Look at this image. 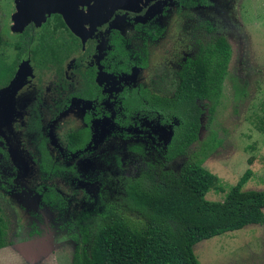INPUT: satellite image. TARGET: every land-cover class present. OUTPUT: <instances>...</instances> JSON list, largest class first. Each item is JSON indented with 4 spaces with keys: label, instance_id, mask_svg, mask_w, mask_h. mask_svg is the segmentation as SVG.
I'll use <instances>...</instances> for the list:
<instances>
[{
    "label": "rangeland",
    "instance_id": "1",
    "mask_svg": "<svg viewBox=\"0 0 264 264\" xmlns=\"http://www.w3.org/2000/svg\"><path fill=\"white\" fill-rule=\"evenodd\" d=\"M44 2L50 0H42L41 6L27 0L25 7L22 0H0L2 39L12 42L30 22L42 28L53 7H44ZM93 6L101 12L100 19L89 24L83 41H93L94 51L88 61L98 67L114 27L132 49L142 45V33L135 22L154 20L163 27V35L149 43L146 67H132L128 75L116 73L99 80L107 90L101 101L76 99L54 121L45 122L52 154L62 164L74 165L78 172L67 171L48 183L64 195L63 207L61 201L54 205L45 202L49 189L41 186L33 169L36 158L32 157L40 155L37 146L23 143L21 132L14 128L15 123L11 126L5 114L20 86L29 80L25 70L28 56L10 85L0 91V219L7 240L0 249V264H71L77 244L69 229L72 216L88 211L82 224L91 234L100 218L96 207L101 212L104 202H120L126 207L120 196L125 192L117 179L119 170H113L118 158L124 174L137 176L149 165L155 171H178L194 151L216 135L220 144L204 162V167L215 174L206 198L223 199L248 168L253 175L243 189L264 190V135L255 129L258 116H264V0H202L193 7L178 0H94L91 10ZM37 8L38 13L34 12ZM25 9L34 11L29 14ZM63 15L69 18L67 13ZM218 36H223L230 48L220 94L215 101L197 102L203 110L201 128L190 154L167 161L166 147L177 119L164 124L157 113L139 109L127 116L118 92L143 86L159 96H171L185 59L212 45ZM4 50L8 62H13L16 49L4 45ZM66 67L68 77L79 83V75L72 71L74 59ZM30 98L31 92L21 97L20 111H26ZM87 114H91L88 146L73 152L67 144L68 134L87 124ZM134 144L143 154L130 148ZM249 157H253L252 163ZM105 172L114 175L108 184L103 182ZM194 251L200 264H264V226L250 225L204 239L195 244Z\"/></svg>",
    "mask_w": 264,
    "mask_h": 264
},
{
    "label": "trees",
    "instance_id": "2",
    "mask_svg": "<svg viewBox=\"0 0 264 264\" xmlns=\"http://www.w3.org/2000/svg\"><path fill=\"white\" fill-rule=\"evenodd\" d=\"M187 7H193L202 0H178ZM142 45L139 49L128 46V39L116 29L108 36L110 48L101 60L104 68L110 71L130 72L133 66L144 68L148 65V45L162 37L164 29L157 22H138ZM0 29V91L14 79L22 58L30 53L35 74L40 81L45 73L60 70L67 59L84 49L83 56L91 51L90 45L84 47L79 36L68 26L58 13L51 17L41 30L33 25L17 35L12 41L2 39ZM5 46L16 49V58L9 63ZM230 48L223 36L214 38L212 45L200 48L194 57L186 58L178 72L176 87L171 96H159L143 86L121 91V102L127 116L135 110H146L161 116V122L172 124L170 142L166 147L165 158L172 161L190 154L191 147L199 141L202 108L198 101H215L220 94L221 84L227 71ZM83 84L70 95L94 98L100 94V86L94 81V67L81 70ZM64 101L54 118L67 107ZM212 112V109L210 110ZM90 114L87 125L69 132L67 144L71 151L77 152L88 146L91 137ZM128 120V119H126ZM129 121V120H128ZM23 143L32 142L39 149L40 157L35 159L42 175V184L49 189V198L44 200L51 205L61 201L66 204L63 194L56 192L53 178L72 171L78 174L74 165L62 164L51 153L44 131V115L39 102L29 106L24 123H19ZM255 129L264 135V116H258ZM204 145L194 151L178 171L149 169L139 175L122 173V160L117 159L113 170L118 169L117 179L121 182L124 194L122 203L104 202L99 220L91 229L82 224L85 211L72 216L69 223L71 235L77 240L71 264H200L194 251L198 242L228 231H237L246 226H264V190H245L244 184L251 179L253 171L248 168L236 184L221 200H209L206 194L215 174L204 167V162L220 144L216 135L209 137ZM140 152L138 144L130 146ZM249 163L253 157H249ZM104 184L113 181V174L105 172ZM101 194V193H100ZM129 210L126 213L125 210ZM7 244L6 232L0 219V249Z\"/></svg>",
    "mask_w": 264,
    "mask_h": 264
},
{
    "label": "flooded vegetation",
    "instance_id": "3",
    "mask_svg": "<svg viewBox=\"0 0 264 264\" xmlns=\"http://www.w3.org/2000/svg\"><path fill=\"white\" fill-rule=\"evenodd\" d=\"M139 12H141V14L144 13V12H142V10H139ZM55 13L58 14V12H53L52 15H50L49 18H47L46 22L43 23L42 28L44 27L45 24H47V21L51 17H53V15ZM59 14L62 16V18H64V15L62 13H59ZM64 20H65V18H64ZM136 23H138V22H135V24ZM141 23H143V22H141ZM135 24H134V26H135ZM31 25H33L35 27V29L38 30V31L42 29V28H38L35 25V23H33V22H30L26 26V28L28 26H31ZM25 29H24V31H25ZM115 29L119 33L122 34V32L118 28H115V27L112 28L111 31H113ZM24 31H22V32H24ZM110 32H109V34H110ZM74 33H76V32H74ZM109 34H108V36H109ZM79 38H80L81 42L84 43V47L90 45L91 51L88 52V54H85V57L83 58V60L81 59L80 61H78V58L83 56L84 53H85V52H83V51H85L84 49H82V51L80 53H78L80 51V49L83 48L82 46L79 47V49H78L79 51L77 50L76 52H74L67 59V61L64 64L63 68H61L60 70H56L55 69L54 71L45 73L43 75L42 81H40L39 75L35 74L34 66H32L33 65V61H31V59H28L29 57L26 59L27 62H26L25 70H26V72L29 73V76H28L29 80L26 81V82L25 81L23 82V84L20 86V89L18 90L16 96L14 97L15 102H14V99L12 98L11 99V104L9 105V109L5 112L6 116L9 118V120L11 122V126L13 125V123H15L14 124V128H16L15 126H17L18 131L21 132V138H22V131L19 129V127H20L19 123H24V119L28 115L29 106L34 105V103L36 101L39 102L40 110L42 111V113L44 115V131H45V124H46L45 122L54 121V119L60 113H62L65 109H67V108H69V106H71V104H72V102L74 100L78 99V100L85 101V102H90V103L101 101L105 97V95L107 93V90L105 88H103V86H102L101 82H99V80H101L102 78L103 79H105V78L107 79L108 75H116V73H118V74L121 73V74H126V75L131 73V70H130V72H126V71H110V70H106L104 68L101 60L105 58V56L107 54V50L110 48V44L108 42V39H107V43H108L109 47L106 50V53H105L104 57H102L99 60V63L101 64L102 67L101 66L98 67L96 64H93V63L88 61V58H90L92 56L93 51H94L93 41H90L91 39H89L88 41L84 42L83 39L80 36H79ZM24 59H25V56L22 58L19 66L17 68V71H19V67L24 62ZM72 59H74V67L72 68V71H73V73H77L79 75V77H80L79 83H77V84L74 82L73 79H70L68 77V75H67V67H66V65ZM88 66L94 67V70H95L94 81H95V83L97 85L100 86V94L96 95L94 98H88V99L84 98V97H79V96H76V95H70V93L72 91H74L75 89L79 88L84 82V77L82 76V74L79 71V69L86 70L88 68ZM133 67H136V66H133ZM137 68H139V67H137ZM16 75H17V73H16ZM125 89H129V88L121 89L120 92H118V94H119L118 96L121 97L120 93H121V91H123ZM30 92H31V98L28 101V104H27L28 106L26 107V111L22 112V111L19 110V101L21 100V97H24V94H27V97L30 96ZM65 100L68 101L67 107H65L54 118H52V115H54L55 112L60 110L59 108H60L61 105H63ZM13 102L15 103V105L13 104ZM90 120H91V117H90ZM49 141H50V139H49ZM49 141H48L47 145L49 144ZM22 142H23V139H22ZM48 147H49V145H48ZM49 149H50V147H49ZM38 151H39V149H38ZM34 157L37 159V158L40 157V155L37 156L35 154V156L33 155L32 158H34ZM34 162H35V167H33V169L36 171V174L39 176L40 180L42 181V175H41V172H40V169H39V165L37 164V162L35 160H34ZM58 176H60V175H58ZM57 177L53 178L50 182L54 181ZM43 187H47V186L43 185Z\"/></svg>",
    "mask_w": 264,
    "mask_h": 264
},
{
    "label": "water",
    "instance_id": "4",
    "mask_svg": "<svg viewBox=\"0 0 264 264\" xmlns=\"http://www.w3.org/2000/svg\"><path fill=\"white\" fill-rule=\"evenodd\" d=\"M26 1L27 0H22V7H25ZM93 1L94 0H50V3L48 4L44 2V7L46 5L53 6L51 8V11H49V15H51L52 12H58L62 14L63 12L64 14L67 13L69 18L67 19V17L65 18L64 16L67 24L74 32H76L78 36L85 40L83 34H88L89 24L100 19L101 12L94 6L91 10V5ZM35 3H39L41 6L42 0H35ZM31 11H34V9H32ZM31 11L28 12L26 10V12H28L29 14H31ZM38 11L39 8L35 9L34 12L38 13ZM71 24L73 25V27H71ZM29 55L30 53H28L27 56L29 57Z\"/></svg>",
    "mask_w": 264,
    "mask_h": 264
}]
</instances>
